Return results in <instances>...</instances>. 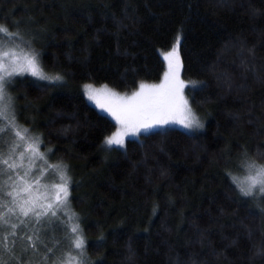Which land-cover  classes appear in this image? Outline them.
<instances>
[{
  "label": "trees",
  "instance_id": "16d2710c",
  "mask_svg": "<svg viewBox=\"0 0 264 264\" xmlns=\"http://www.w3.org/2000/svg\"><path fill=\"white\" fill-rule=\"evenodd\" d=\"M0 25L61 77H18L11 100L18 125L41 138L46 177L70 181L75 213L26 224L22 248L33 232L56 260L76 250L78 223L85 264H264V202L233 182L245 159L264 163V0H0ZM178 38L204 129L153 130L106 152L117 125L81 85L131 93L157 83L161 52Z\"/></svg>",
  "mask_w": 264,
  "mask_h": 264
},
{
  "label": "rangeland",
  "instance_id": "374dc122",
  "mask_svg": "<svg viewBox=\"0 0 264 264\" xmlns=\"http://www.w3.org/2000/svg\"><path fill=\"white\" fill-rule=\"evenodd\" d=\"M178 39H179L178 44H177V40H175L171 48L161 52L162 57L164 58L166 62V71L164 73L162 80L157 83H142L147 86L143 90H141L139 86L137 90L131 93H124V92L115 90L106 84L94 85L91 83H84L81 85V90L86 96L87 100L93 106H95L100 112L108 115L112 120H114L117 126H116V130L113 133L117 132L118 130H121V127H122L119 121L116 119V117L112 114V111L116 109L117 106L121 104L136 105V104L141 103L142 101H144L146 98H149V97L163 98L168 94L169 90L173 86H176L178 88L179 95H181L183 99L187 101L188 107L191 108L192 112L195 114V116L197 117V119L199 120L202 126L199 128L187 129L183 127L182 124L178 122H173V123H168V124H162L152 129L151 131L163 130L167 128H180L187 132L196 133L204 129L205 123H206L205 115L198 112V110L194 108V106L192 105L190 96L184 90V87H183L184 85L182 86L180 85V82H183L184 80L182 76L183 62H182V58L180 54L181 38H178ZM5 40L9 42L8 48L13 51H16L18 54L21 53V50L23 51L24 54L35 53L38 58V62L42 68L39 53L37 49L36 51H34V49H32L31 47H28V46H25V45H22L16 42L15 40L12 39V37H6ZM12 40L14 41V43L11 42ZM173 48H176L175 56L169 59H165L166 54L171 52ZM42 70L45 73L43 68ZM25 75L31 76L35 79L37 78L35 76H32L29 73H24L23 75H14L10 77L9 78L10 82L6 84V94L8 97L11 98V95H12L10 86L13 83V81H15L16 78L25 76ZM86 84L93 85L94 89L105 90L106 94L100 95L98 97L100 103H103L105 105L104 108L100 107V104L97 103L96 99H89V96L86 94V91L84 89V85ZM151 86H160V87L153 88ZM137 92H141V96L136 97L134 99H130L133 97V93H137ZM110 93H115L116 95L111 96ZM13 108L14 107L12 105V100H11V104H10L7 114L0 115V136L3 137L2 139H0V155H3L7 152V160H8L7 168L9 169L8 176L4 178L3 180H2V176L5 174L4 172L5 170L0 169V193L4 194L3 202L7 204L5 212L8 213V209L10 208L15 210V214L8 213V216H9V222L16 224L17 227L14 229L15 231L14 236L10 235L13 229H11V232H9V234L6 233L2 236H8L7 246L15 249L14 253L12 254L18 257L16 264H53V261H55L56 264H61V261L59 259L61 256L57 258L56 260L52 259L54 256V255H51L53 254V251L46 252L44 250L45 246L40 243L42 240V237L39 236L40 240L38 241L36 239L35 233L33 232H31V234L28 235V237H32V240H29L27 237V241L30 244V248H28L26 252H24L23 251L24 248H22L25 240H24V236L19 234V231L23 230L26 227V224H28L30 227L34 226L36 228V226H38L42 221H52L53 219L58 220V218H60L62 215H66V213L70 215V218H71L73 212L71 211V209H69L70 205L68 202L66 204H62L59 206L57 205L56 194L59 190L58 188L55 187V185L63 183V181L54 182V181L49 180V177H46L48 169L47 168L43 170L41 169L42 168L41 167L42 162L40 160V156L42 157L41 138L39 135L35 133H31L25 128L20 127L19 126L20 124L18 125V121L16 120L17 118L13 115ZM158 118L167 119L169 121H179V119L181 118V114L174 110H166V111H163L162 113H159ZM148 119H149V122L155 123V120L151 119V117H148ZM133 130L134 129L130 127L129 133H131ZM16 132H20L23 139H21V137L16 136L15 135ZM142 133H146V132H140L136 135L125 136L124 145L128 139L136 138ZM10 134H11V137H10ZM9 137H10V141L8 143ZM6 142L9 144L8 146L7 144H5ZM16 145H19V147H15ZM30 145L31 147H29ZM116 147L121 148L118 145L109 146L105 143V141L103 143V149H105L106 152H109L113 148H116ZM4 148L6 149L5 151L3 150ZM21 152H23L24 154V157L22 160L20 158ZM244 161H245V165H244L243 172L239 173L236 177L233 176V178H236L237 182L243 181L245 177L249 175V171L247 167L249 163H255L258 166H264V163H259L251 159H245ZM9 165H14L15 167L10 168ZM240 165L238 166L239 167L238 169L242 168L240 167ZM26 172L28 173L27 176L24 175ZM237 182H234V183L238 191L240 192ZM67 187H68V196H67V200H68L70 197V181H68ZM26 188L28 189L27 191H25ZM8 193H11L12 195H8ZM62 195L63 193H61V196ZM14 198H15V201H14ZM249 198H252V197H249ZM253 199H254V202L256 201L255 202L256 204L260 206L261 204L263 205L264 197H257ZM24 200L35 201L36 204L39 206L37 207V211H41L43 210V208H46L48 204H52L54 208H57L56 216H52L51 212H49L48 215L42 216L39 221H37L36 217L33 216L32 214H30L28 217H24L19 213V208L17 207V205L19 203H23ZM0 213H1L0 215H2V212ZM73 221L74 220H72V222ZM46 224L47 223H44L43 225H46ZM12 241H15V244H13ZM33 243H36L37 245L35 249L31 247ZM77 251L78 250L67 251L62 256L67 257L71 255V256L76 257V259L72 261V264H77V262L80 260L79 257H77L76 254H74ZM12 254H9L8 256H6V259H10V255ZM50 255H51V258H50ZM45 256L48 257L47 262H45L44 260Z\"/></svg>",
  "mask_w": 264,
  "mask_h": 264
},
{
  "label": "snow or ice",
  "instance_id": "6c2138e0",
  "mask_svg": "<svg viewBox=\"0 0 264 264\" xmlns=\"http://www.w3.org/2000/svg\"><path fill=\"white\" fill-rule=\"evenodd\" d=\"M5 37H18V33H12L6 26L0 25V115H6L10 104L11 98L6 94V84L9 81V78L14 75H23L24 73H29L32 76H35L42 80H55L58 81L61 79L60 76L49 77L46 75L39 62L35 53L24 54L21 50V53L18 54L16 51H13L8 48V41L5 40ZM14 43V41H11ZM179 43V39H177V44ZM18 47V46H17ZM7 49V50H6ZM176 54V48H173L171 52L167 53L165 59H169ZM167 76V74H166ZM180 85H183V82H180ZM147 87L144 84L140 85L141 90ZM153 88H158L160 86H151ZM106 88V86H105ZM84 89L86 94L89 96V99H96L97 103L100 104L101 108H104L105 105L100 103L98 97L100 95H105V90L94 89L93 85L86 84L84 85ZM111 96H115V93H110ZM141 92L133 93V97L130 99H134L136 97H140ZM166 110H174L181 114V118L179 121H169L167 119L158 118V114L162 113ZM112 114L116 117V119L121 124V130L113 133L111 136L107 137L105 143L109 146L118 145L120 147L124 146V137L128 135H136L140 132H149L152 129L162 125L173 122H178L183 125V127L187 129L199 128L202 125L199 120L192 112L191 108L188 107L187 101L183 99L181 95H179L178 88L173 86L168 94L163 98H146L139 104L136 105H126L121 104L117 106L116 109L112 111ZM148 117L155 120V123L149 122ZM133 128L134 130L129 133V128ZM16 136H21L20 132L15 133ZM3 137L0 136V139ZM15 147H19L16 145ZM31 147V145L29 146ZM34 150V149H33ZM23 152L20 153L21 160L23 159ZM4 164L8 165V160L3 161ZM10 168L15 167L14 165H9ZM249 175L245 177L243 181H236V178H233L234 182H237L240 192L245 197H264V166H258L255 163H249L247 165ZM25 176L28 175L26 172ZM60 180L63 183L55 185L58 188V192L56 194L57 205H62L67 203L68 196V178L66 174L62 173L60 176ZM38 183V181H37ZM28 189L26 188L25 191ZM61 193L63 195L61 196ZM8 195H12L8 193ZM15 201V198H14ZM0 207H6L0 206ZM19 208V213L28 217L30 214L36 217V220L39 221L42 216L48 215L51 212L52 216H56L57 208H54L52 204H48L46 208H43L41 211H37V207H39L35 201L24 200L23 203H19L17 205ZM8 213L15 214V210L10 208L8 209ZM8 213L0 215V232L7 231L8 228L13 229L10 235L14 236V229L17 227L16 224L9 222ZM70 219H75V213L72 214ZM71 232L75 234L70 237L72 240V244L70 245V249L74 247L77 251L76 256L80 257V260L77 264H85L83 259L84 257V248H85V240L80 233L79 224L73 223L71 227ZM29 240H32V237H28ZM36 239L39 241L40 237L37 235ZM8 236L0 237V264H16L18 257L12 253H14L15 249L8 247ZM15 244V241H12ZM42 243V241H41ZM36 243H33L31 247L33 249L36 248ZM47 251H51L50 248H47ZM24 252L27 251V248L23 249ZM10 255V259H6V256ZM61 264H72V261L76 259L74 256H61L60 258ZM45 262H47L48 257H44ZM53 264H56L53 261Z\"/></svg>",
  "mask_w": 264,
  "mask_h": 264
},
{
  "label": "bare ground",
  "instance_id": "6f19581e",
  "mask_svg": "<svg viewBox=\"0 0 264 264\" xmlns=\"http://www.w3.org/2000/svg\"><path fill=\"white\" fill-rule=\"evenodd\" d=\"M110 136V135H109Z\"/></svg>",
  "mask_w": 264,
  "mask_h": 264
}]
</instances>
